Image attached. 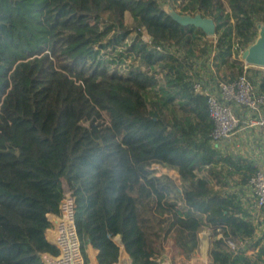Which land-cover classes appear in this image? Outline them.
<instances>
[{
  "label": "trees",
  "instance_id": "trees-1",
  "mask_svg": "<svg viewBox=\"0 0 264 264\" xmlns=\"http://www.w3.org/2000/svg\"><path fill=\"white\" fill-rule=\"evenodd\" d=\"M176 2L0 0V264H44L43 253H58L47 214L66 190L85 264L89 246L98 264H116L117 236L131 264H183L204 229L210 264H264V230L255 237L236 191L214 188L245 186L254 162L211 141L206 98L192 87L209 80L206 70L191 73L192 44L205 33L164 9ZM125 12L137 33L125 56L136 65L121 73L124 54L103 51L129 33ZM179 12L213 19L212 65L224 81L241 75L237 55L264 22V0H188ZM249 71L264 95V69ZM228 239L245 243L233 254Z\"/></svg>",
  "mask_w": 264,
  "mask_h": 264
},
{
  "label": "built area",
  "instance_id": "built-area-1",
  "mask_svg": "<svg viewBox=\"0 0 264 264\" xmlns=\"http://www.w3.org/2000/svg\"><path fill=\"white\" fill-rule=\"evenodd\" d=\"M141 39L148 45L152 44L151 37L145 30L141 33ZM156 48L160 49L158 46ZM243 63L242 74L231 81H192L194 92L206 98L209 116L214 124L210 133L211 141L218 147L230 148L232 151L241 146L238 144L239 140L248 132L254 134L253 137L264 140V95L257 93L249 79L248 66L251 65ZM254 167L248 183L242 186L243 192L236 193L239 197L243 196L244 202L241 200V205L255 226L256 234L258 225L264 227V161L257 160ZM74 206V196L66 190L57 211L47 214L51 225L47 228L45 237L58 248V253H43L41 258L44 264H85L75 226ZM244 243L245 241L236 244L233 240H227L233 254Z\"/></svg>",
  "mask_w": 264,
  "mask_h": 264
},
{
  "label": "rangeland",
  "instance_id": "rangeland-1",
  "mask_svg": "<svg viewBox=\"0 0 264 264\" xmlns=\"http://www.w3.org/2000/svg\"><path fill=\"white\" fill-rule=\"evenodd\" d=\"M187 1L188 0H178V2H176L174 5L166 4L164 7L171 10V12L173 14H175V13L177 14V13H180L179 11H180L181 6L183 4H185ZM124 24H125V29H127V31L129 32L127 34V36L117 44L115 50L109 49V50H107L108 52L106 51L107 53L105 52V50L103 51V57L104 58L109 57V59L113 58V57H118L120 55V53L124 54V56H120V57H123L124 60L121 63L119 62V64H118L119 67L121 68V73H126L131 66L136 65V61L130 57V54L125 56L127 53L126 49L128 47H130L134 41H136V37H137V33L134 30V23L132 22V19L127 12H125V14H124ZM142 31H144V28H142L141 33H142ZM114 33L118 34L119 30L111 31L108 37H112ZM139 37L141 38V35ZM139 37H138V39H139ZM212 37H213V35H206L205 34V36H200V38H197L193 42L191 48L194 52L197 53V56L191 58L192 61H195L194 62L195 68L191 70V73H194V70L195 71L200 70L202 72H203V70H206V71H204V77L203 78L208 79L211 82H214L217 79L221 80V78H220L221 74H220V71L216 70L214 68V66L212 65V57L215 54V50L212 49V47H214V45H215V41H214V38H212ZM203 47H205L206 51H208L207 52L208 56H207V53L204 54V53L200 52V49ZM241 51H243V49L240 50L237 57H238V59L243 61L241 59V53H242ZM107 54H109V56ZM207 57H208V59L205 62L204 60ZM205 63L207 64V67H205ZM250 74H251V72L249 71V75ZM253 135L254 134L248 132L246 136L241 138L239 140L240 142L238 143L241 146H239L238 148H235L233 150L234 153L240 154L242 156L250 154L252 152L253 147H255L254 145L256 144V141L259 144V138L257 136L253 137ZM220 148H222V146H220ZM153 167L155 169L160 170L163 173H167L176 182H178V176L174 170H168V169L160 167L159 165H153ZM212 182H214V180H212ZM222 182L230 183L231 181L229 179L228 180L225 179V180H222ZM234 187H231L229 185L224 186L222 184H215L214 185V188L218 191H221V192L233 191ZM206 231L208 233H210V231L206 230V229H205V231H202L200 233L199 252H198L197 247H196L192 253L193 259L190 258L188 260H185V263H183V264H203L199 260V253H200V257L204 260L207 256V251H208L209 246H210V238H208ZM116 239L119 241L120 237L117 236ZM168 244H169V241L167 243H165V247H168ZM200 250L202 252H200ZM167 259L170 260L169 255H167ZM121 260L123 261V259H121ZM174 261H175L174 264H182L180 258H178Z\"/></svg>",
  "mask_w": 264,
  "mask_h": 264
},
{
  "label": "water",
  "instance_id": "water-1",
  "mask_svg": "<svg viewBox=\"0 0 264 264\" xmlns=\"http://www.w3.org/2000/svg\"><path fill=\"white\" fill-rule=\"evenodd\" d=\"M164 9L179 23L183 25H194L202 29L206 35L215 34V24L212 18L203 17L200 14H173L171 10ZM258 32L254 41L249 44L241 53V59L251 66L264 67V22L257 25ZM169 264V263H165Z\"/></svg>",
  "mask_w": 264,
  "mask_h": 264
},
{
  "label": "crops",
  "instance_id": "crops-1",
  "mask_svg": "<svg viewBox=\"0 0 264 264\" xmlns=\"http://www.w3.org/2000/svg\"><path fill=\"white\" fill-rule=\"evenodd\" d=\"M254 146L255 147H253L252 152L250 154L245 155L246 158L250 159L252 162H256L257 160H263L264 161V140L259 138V144L256 141V144ZM242 190H243L242 187H235L233 191H236L237 193H242L243 192ZM240 200L243 201V196L240 197ZM206 230H209V229H206ZM263 230H264V227H261V225H258V227L256 229L255 237H259ZM202 231H205V229L202 230ZM202 231H200V232H202ZM206 233H207L208 238H210V246H209V249L207 248L208 249L207 256H206V258L204 260L200 257V253H199V260L203 264H210V262H209V252H210V249H211V243H212L213 238H212L211 232L208 233L206 231ZM88 250H89L88 253H89L90 263L91 264H98V261H97V258H96L98 250L96 248L91 247V246L88 247ZM254 251H256V249L255 250H249L247 253L248 254H252V253H254ZM200 252H202V251L200 250ZM121 259H123V261ZM124 263L125 264H131V261H130L129 256L125 252L124 245H123L122 248L119 246V257H118V261H117L116 264H124Z\"/></svg>",
  "mask_w": 264,
  "mask_h": 264
},
{
  "label": "bare ground",
  "instance_id": "bare-ground-1",
  "mask_svg": "<svg viewBox=\"0 0 264 264\" xmlns=\"http://www.w3.org/2000/svg\"><path fill=\"white\" fill-rule=\"evenodd\" d=\"M117 242L121 245V248H122L123 247V244H122L121 240L119 239V241L117 240Z\"/></svg>",
  "mask_w": 264,
  "mask_h": 264
}]
</instances>
